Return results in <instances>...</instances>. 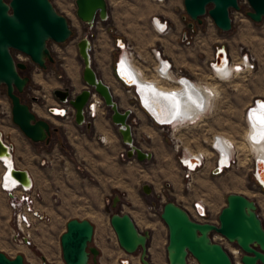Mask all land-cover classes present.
Returning <instances> with one entry per match:
<instances>
[{
    "label": "rangeland",
    "instance_id": "1",
    "mask_svg": "<svg viewBox=\"0 0 264 264\" xmlns=\"http://www.w3.org/2000/svg\"><path fill=\"white\" fill-rule=\"evenodd\" d=\"M49 1L59 13L67 18L72 30L71 37L63 43L47 42L53 61L46 62V68L41 69L21 53L11 51L16 61L26 64V68L20 73L28 76L29 80L20 93V98L30 105L35 115L44 105L53 100L52 90L62 89L68 81L72 86V95L84 88L81 80V61L75 46L78 39L84 35L91 39L94 56L99 53L101 47L99 45L101 44L100 20H96L99 30L84 31L85 24L79 21L74 14V0ZM167 1L171 0H162V5H164L162 6L153 4L150 0H114L118 27L123 30L128 26V19L134 15L135 9L139 14H144L154 9L166 10L168 7L172 9L177 6L185 22L189 21L183 7L178 3L172 6L167 5ZM239 7L238 11L232 10L230 13V30L227 32L217 30L225 38L235 40L234 45H236L238 54L244 51L243 48L249 52L253 68L235 74L227 81H219L211 74V77L205 76L206 83L197 82L199 85L215 87L217 97L213 100L212 109L204 114L205 116L194 126L178 127L179 131L175 133L167 128H160V131L153 133L151 141H147L145 145L153 153V158L148 161L138 163L134 159L127 160L123 153L115 157H103L100 146L91 147L87 142L76 146L64 145V137L58 131L54 134L55 136L51 133L48 143H32L11 122L10 103L5 95L4 86L0 85V131L3 138L14 146L13 161L19 167H35L40 169V172L43 171L39 173L38 178L41 191L38 188H32L38 193L34 206L35 202L43 197L51 199L52 207H54V210L48 213L36 209L41 218L33 219L29 228L19 231L15 217L7 205L6 196L0 190V252L9 258L14 257L15 254H21L25 264H42L41 256L44 257L46 263L64 264L60 254L59 235L64 231L65 222L68 219H86L83 217L85 211H74L84 205H88L90 211L95 208L103 211L100 218L102 227L96 232V239L90 242L91 246L99 250V256L96 258L99 261L96 264H119L118 260L121 258H127L128 264H140L137 253H122L108 223V217L113 212L136 214L139 211H145L150 221L159 224L162 228L158 230L160 232L157 238L154 237L149 242L150 260L154 262L153 264H167L164 249L166 229L158 216L161 204L166 200H173L189 213L191 212L189 204L200 199L207 207L206 219L215 223L216 214L225 204L226 194L240 193L255 201L257 213L264 227V189H260L257 183L249 177L248 164L250 159L253 161V158L244 148V137L242 140L236 123L238 116L243 115L241 104L239 105L242 92H248L247 89H249L252 99L253 95L260 94L264 90V18L259 23L252 22L244 14L246 10H249L245 0H239ZM206 24L213 23L208 16L204 15L201 23L198 24L199 27L203 25L200 28L201 31L205 29ZM244 37L245 40H243ZM185 41L189 44L193 40L190 36ZM72 79L75 81L74 86ZM158 83L161 86L170 87L160 81ZM32 97L37 100H31ZM69 115L72 116V111ZM226 117L227 120H225ZM243 117L246 124L245 112ZM53 123L61 127L60 120H53ZM211 123L217 124L218 127L228 125L233 130L230 132L232 135L219 129L222 132L217 133V136L233 141L236 146L234 162L216 174L211 172L213 155L207 145L210 144L209 136L213 132L210 128ZM53 136L56 138L55 143L51 141ZM73 140L77 139L69 138V142ZM185 147L194 153L205 154L204 161L191 172L188 178L183 177V172L177 162V156L182 157ZM40 155H44L45 158H41ZM41 160L44 162L38 164ZM1 171L0 167V173ZM143 183L151 188L149 194L142 192ZM114 196L118 197V201L112 207L111 200ZM56 207L57 210H55ZM88 217L93 220V217ZM136 221L139 230H143V224L139 219ZM25 233L28 234L29 244L21 240ZM224 247L229 252L233 263H237V256L233 257L230 253V248H235V246L225 242ZM87 264L93 263L89 260Z\"/></svg>",
    "mask_w": 264,
    "mask_h": 264
},
{
    "label": "water",
    "instance_id": "2",
    "mask_svg": "<svg viewBox=\"0 0 264 264\" xmlns=\"http://www.w3.org/2000/svg\"><path fill=\"white\" fill-rule=\"evenodd\" d=\"M245 1L249 10H246L244 14L252 22L259 23L264 18V0ZM182 5L189 19L188 27L194 23L200 24L201 18L206 15L222 32H227L231 28V11L240 9L239 0H182ZM74 6L76 18L87 27L96 20L104 21L107 18L105 0H74ZM86 30L87 28L84 29ZM71 34L72 30L67 18L59 13L49 0H0V85L4 86L5 95L10 103L11 122L33 143H48L52 127L46 119L35 115L29 104L21 100L20 93L29 78L20 73L26 68V64L16 61L11 51L21 53L37 67L45 69L46 62L53 61L47 42L63 43L71 37ZM117 42L122 45L120 39H117ZM75 46L81 61V80L84 88L72 95V86L68 81L62 89L52 90L53 97L62 105L70 107L75 124L89 127L91 122L85 120L84 109L88 107L87 103L91 95L97 96L107 108L111 123L116 126L120 140L125 146L126 158H134L139 162L150 160L152 154L142 151L133 140L129 119L130 109L117 107L110 89L96 75L91 66L89 37L82 36ZM223 59L222 47L216 48L214 65L218 66ZM159 64L160 68L167 66L165 61H159ZM115 71L124 83L129 86L134 85L143 106L144 89L153 86L140 83L136 79L128 82L127 78L122 76L119 65H116ZM178 82H181V90L163 93L156 90V94L169 97L168 101L175 108L177 105L180 111H183L184 103H186V92L196 94L197 106L204 102L202 92L189 80L186 81L181 77ZM31 100L36 101L37 98L32 97ZM146 110L149 112L147 108ZM217 143L221 144L219 139ZM11 156L10 145L3 142L0 132V158L4 160ZM219 160L220 154L217 164ZM260 162L263 163L262 160L254 159L253 172L258 181L264 184L261 181ZM217 172V168L212 170V173ZM8 176L23 186L31 185L27 172L15 166L9 168ZM141 189L145 194L151 192V188L146 183L142 184ZM117 201L118 197L114 196L111 206L114 207ZM158 216L166 228L164 249L167 264H186L187 254L192 256L198 264H233L226 248L211 238L213 233L220 235L226 242L239 249L240 264H264L262 221L257 213L255 201L240 193L226 194L225 204L216 214L215 223L192 219L188 211L173 200H166L161 204ZM108 223L118 246L125 254L137 253L140 264H151L147 253L148 230H139L128 213L113 212L108 217ZM92 234L93 226L87 219L70 218L65 222V229L59 235L60 254L64 264H87L89 256L93 261L95 260L98 250L89 244ZM41 262L50 264L45 262L43 256H41ZM0 264L25 263L21 254H15L14 257L9 258L0 252Z\"/></svg>",
    "mask_w": 264,
    "mask_h": 264
},
{
    "label": "crops",
    "instance_id": "3",
    "mask_svg": "<svg viewBox=\"0 0 264 264\" xmlns=\"http://www.w3.org/2000/svg\"><path fill=\"white\" fill-rule=\"evenodd\" d=\"M105 1L107 5V18L106 20L101 21V44H99L101 45V47L99 49V53L94 56L93 44L91 42V39L89 38L90 63L96 75L110 89L113 99L117 103V107L119 109H130L131 115L129 119L133 140L142 151L150 152L152 154L151 158H153L152 151L145 145L147 141H151V136H154L153 133H156V131L158 132L161 129L153 123V121L149 117L151 116L149 112L144 107H142L139 96L136 93L135 89L132 86H128L117 76L116 71L114 70L115 58L119 57L123 51L128 52L129 56L131 57L130 61H132L133 65L138 69V71L140 70L139 73L142 78L145 79V81L148 80L150 82L151 80H157L161 83H165L166 86L174 87L178 84L175 80L170 81L169 83L165 75L160 76L157 73V68L160 66L159 61H165L167 63V66L165 67V74H172L176 78L183 77L184 79L192 82L198 88V86L196 85L197 82L206 83L207 81H204V78H206L207 76L211 77V74L213 77V72L210 71L208 62L214 58V51L216 48L222 47L226 53L227 60L229 62L232 61V65H239V62H237L239 54L236 49V45H234L235 40L233 38H225V36L220 35L214 24H206L203 31H201L200 29L203 27V25H200L199 27L198 24L194 23L191 27H188L189 21L185 22L184 17L180 15L177 6L172 7V9L169 7L166 8L165 6L164 8H166V10L161 8L157 10L154 9L153 11H149L144 14H139V12L135 9V12L133 11L134 15L128 19V26L124 27L123 30H120L116 22L117 11L114 7V0ZM150 1L153 2V4L157 5L163 4V2H156L153 0ZM171 1H167V5L170 4L172 6L177 5L176 3H178L179 6L183 7L182 0H179L178 2ZM151 17L157 18L159 22L165 21L166 26L169 28L168 32L163 34L157 33L151 26ZM84 28H87V30H99V27L96 25V21L90 27L85 26ZM190 36L192 37L193 43L191 42L189 44H186L185 40ZM117 39L121 40L123 48L120 47L118 42H116ZM245 39L246 38L244 37L243 40ZM181 40L184 41L181 42ZM243 50V52L249 54L246 49L243 48ZM155 52H157L158 56H155ZM137 80L140 83L150 84L157 89V86H154V84H151L147 81L144 82L143 79ZM174 83L175 85H173ZM242 85L244 86V84ZM81 89L76 91L74 94L78 93ZM247 91L248 92H242L239 98V105L241 104V114L243 113V115L248 107L247 105L253 104L254 99H259L264 102V90L260 94L258 93L253 95L252 99L251 95L249 94V89H247ZM61 106L62 104L53 97V100L50 103L44 105V107L40 109L39 114L36 113V115L40 118L46 119L49 122L52 127L51 133H53V135L57 131L59 133H62L64 137V145L76 146L77 144L87 142L91 147L95 145L100 146L102 153L101 155H103V157H115V155L119 153H123V155L125 156V146L120 140V136L117 133L116 126L111 123L108 116V110L105 106L97 108L96 114L93 120L90 121L91 124L89 127H86L85 125L75 124L72 117H59L54 116L55 114L50 113L51 111H53V109L59 110ZM205 113H207V111ZM243 115L238 116V118L236 119L238 131L240 133V137H242V140L246 130V124ZM53 120H60L61 127L53 123ZM225 120H227V117L225 118ZM166 128L168 129V127ZM210 128L211 131H213L209 136L210 143L212 141V138L214 136H217V133L220 134V132L224 131L226 132V134L232 135L230 134V132L233 131L229 128L228 125H221L220 127H218L217 124L214 125L211 123ZM219 129L222 131H220ZM1 135L3 138L2 132ZM54 136L52 137L51 141L55 143L56 138ZM83 137L84 139H82ZM69 138H76L77 140L69 142ZM80 139H82V141H80ZM220 140L222 141V139ZM7 143L11 145L13 149V144L11 142ZM207 145L209 146V143ZM40 156L41 158H45L44 155ZM126 159L133 160L134 158ZM135 161L141 163L137 160ZM42 162L44 161L41 160V163L39 162L38 164H42ZM14 166L27 172L31 181L32 188L34 187L40 189L38 178L40 175L39 173L43 171L40 172V169H36L35 167H19L15 165V163ZM251 169L252 163L250 159L247 171H250ZM249 177H251L250 172ZM51 202V199L42 197L35 202L34 207L41 212L48 213L54 210V207H52L53 204ZM57 209L58 208L56 207L55 210ZM74 211H85V215L83 217H86V219H88V221L93 226L92 239L94 241L96 239V232H98L102 227L100 218L103 211L100 208H95L90 211L88 205H84L80 209L76 208L74 209ZM129 215L131 216L137 228L138 224L136 219H139V221L143 224V230L146 229L149 231V240L147 244L148 253L149 242H151L154 237L157 238V235H159L160 232L158 230H161L162 228L161 226H159V224L150 221V219L146 216L145 211H139V213ZM88 216L93 217V220ZM122 253L125 254L123 251ZM97 261L99 260H96L94 262L92 261V263L96 264Z\"/></svg>",
    "mask_w": 264,
    "mask_h": 264
},
{
    "label": "bare ground",
    "instance_id": "4",
    "mask_svg": "<svg viewBox=\"0 0 264 264\" xmlns=\"http://www.w3.org/2000/svg\"><path fill=\"white\" fill-rule=\"evenodd\" d=\"M119 44H120V42H119ZM120 47L123 48V45H120ZM222 51H223V56H224L223 62H220V64L218 65V67L220 69H216V70L212 71L213 77H216L219 81H227L231 77H233V75L249 70L248 67H246V69L244 70L242 66H239V65H241V63H239V65H235V64L232 65L227 60L226 53H225L223 48H222ZM155 54H156V56H158L157 52H155ZM130 59H131V57L125 51H123L119 57H116V63H114V70H115L116 65L118 64L119 68L121 69L122 76H124V78H127L126 80L128 82L130 80H135V79L136 80L137 79H141V80L143 79L144 82H146V81L149 82L148 80L145 81V79L142 78V76L139 73L140 70L138 71V69L133 65V63H132V61H130ZM164 66L162 67V70H164L163 74L165 75L167 81H169V83H170V81L175 80L178 84L174 87H164V86H161L157 80L156 81L151 80L149 83L154 84V86H157V89H156V87L155 88L149 87V88L144 89L145 97L142 96V102H143L142 107H144V108L146 107L149 110V113H151V116H149V117L153 121L154 124H156L160 128L168 127L169 131H172V133L173 132L175 133V131H177L179 129L178 127L181 128V126L183 127V126L189 125V124L194 126L193 124H196L198 121H200L201 118L203 116H205L204 115V114H206L205 112L206 111L208 112L212 109V104L214 103L213 100L215 97H217V94H216L217 92H216L215 87H212L209 85H201V84L199 85L197 83L196 85L198 86L199 90L203 94L204 102H202L200 104V106H197L198 104H197L196 94L193 92H186V94H187V98L185 100L186 103H184L185 105L183 107L184 108L183 111H180L179 108H177L178 107L177 105L175 108L172 106V103L168 101L169 97L156 94V90H159V93H163L166 91H176V90L179 91V90H181V82H178L179 78L174 77L172 74L171 75L165 74L166 69ZM238 66L240 68H238ZM158 80H161V79H158ZM186 81H188V80L186 79ZM74 83H75V81H74V79H72L73 86H74ZM175 83L173 85H175ZM132 87L134 88V85ZM112 88H114V87H112ZM196 107H200V108H196ZM55 112H56V114H55L56 116H58V113H60L59 110H56V109H55ZM93 112L95 115L96 114L95 106H93ZM38 114H39V112H38ZM245 116H248L249 120H248V122L246 120L247 129H246V132L244 135V142H243L244 148H246V151L252 156L253 160L256 159V160H262L263 161V163L262 162L259 163V166L261 167V175H262L261 181L264 182V124H261V121H264V104L261 102H256L254 108L252 110H250L247 114L245 113ZM245 119H246V117H245ZM186 127H188V126H186ZM217 137L219 138V140L222 139L224 144H226L229 147L228 152H227L224 149V146L221 145L222 143L216 144V149H217V152H219V153H216L215 156L217 157L218 154H220V160H219L220 169L219 170L221 172L226 167H229L230 161H228V163H227V160H229L228 159L229 156L231 158H234L233 155L235 154V151H236L235 147L236 146H235L233 141H231V140H229L223 136H217ZM194 156H196V159H192V158H194ZM204 156H205L204 153H201V152L194 153L189 148L185 147L181 158H182V161L184 162V164H187V165L192 167V162L201 163V159L203 162ZM3 161H4V164L6 166L2 167V171H1L0 175L6 171L5 175H4V181L3 182L6 185V187H10V186L15 184V182L8 176L9 168L14 167L13 157L11 156L10 158L4 159ZM223 165H225V166H223ZM252 179L256 182L255 178H252ZM0 182H1V176H0ZM232 249L233 248H230V252L233 254L234 250H232ZM234 256L235 255L233 254V257ZM152 257H154V255ZM152 257H151V259H152ZM236 259H238V258H236ZM153 260L155 261V259H153ZM151 263L153 264L154 262L151 261ZM236 264H239V262H237Z\"/></svg>",
    "mask_w": 264,
    "mask_h": 264
},
{
    "label": "built area",
    "instance_id": "5",
    "mask_svg": "<svg viewBox=\"0 0 264 264\" xmlns=\"http://www.w3.org/2000/svg\"><path fill=\"white\" fill-rule=\"evenodd\" d=\"M153 1L162 2V0H153ZM150 23H151V26L153 27V29L159 34L167 33L169 30V28L166 26L165 21L159 22V20L155 17L150 18ZM181 41H183V40H181ZM155 56H156V54H155ZM230 62H232V61H230ZM237 62L241 63V65H239V66H242L244 70L246 69V67H248L249 69L253 68L252 57L249 54H247L246 52H240L239 53ZM239 66H238V68H240ZM208 67L210 68L211 72L216 70V69H220L218 66L214 65V58L208 62ZM159 69H160V72H159ZM163 72H164V70H162V68H160V66H159L157 68V73L160 76H163L164 75ZM256 102H261L264 104V102L262 100L254 99L253 104L247 105L248 107L245 111L246 114L254 108ZM87 105H88V107H86L84 109V118H85V120L92 121L94 116H95L94 112H93V106H95L96 111H97V108L103 107V104L97 96L91 95V98L88 99ZM59 112H60V113H58L59 117H65V118L66 117H72L71 115H69L71 113V109L67 105H62L59 108ZM50 113L56 114L55 109H53V111H51ZM54 116H56V115H54ZM245 117H246V120L248 122V120H249L248 116H245ZM217 139H219L217 136H214L212 138V141L209 144V149H210L211 154L213 155V169L212 170L217 168V170H218L217 173H219L220 172V170H219L220 164H217V159L219 158V154L217 157H215V155H214L216 153H219V152H217V149H216ZM2 140L5 144L9 145L3 138H2ZM221 142L223 143L222 145L224 146V149L228 152L229 147L226 144H224L223 141H221ZM10 152L12 155V146L11 145H10ZM235 153H236V151H235ZM233 156H235V154ZM194 158H196V156H194ZM228 159H229L228 161H230V164H232L234 162L235 158H231L229 156ZM253 161H251L252 169L250 170V174H251L250 178L251 179L255 178V180L257 182V186L260 189H264V184L259 182L258 179L256 178V176L254 175ZM177 162H178L179 166L181 167V170L183 172V177L188 178L190 176L191 172H193L196 168H198L201 165L202 159H201V163L192 162V167L187 165V164H184V162L182 161V158L180 156H177ZM5 166L6 165L4 164L3 159L0 158L1 169H2V167H5ZM212 170H211V172H212ZM213 174H216V173H213ZM4 175H5V172L0 175L1 176L0 190L6 196L7 205L15 217L17 229L19 231H22L24 228L27 229L31 226L33 219L41 218L40 213L34 208V200L38 197V193L32 189L31 185L28 187L23 186L17 180H14V179H13V181L15 182V184L10 186V187H6V185L3 182L4 181ZM190 208H191V212H189V215L192 219L197 220V221H208L206 219L207 207L200 199H196V200L192 201L190 204ZM27 237H28V234L25 233V235H23L21 238L22 242H24L25 244H29ZM211 238L214 241L219 242L222 246L225 245L226 240L224 238H222L220 235L213 233V234H211ZM232 250H234L233 254L235 256H237V258L239 259V257H238L240 255L239 249L237 247H235ZM233 254L231 253L232 256H233ZM118 263L119 264H128L127 258L119 259ZM186 264H198V263L192 256L187 254ZM233 264H236V263H233Z\"/></svg>",
    "mask_w": 264,
    "mask_h": 264
},
{
    "label": "flooded vegetation",
    "instance_id": "6",
    "mask_svg": "<svg viewBox=\"0 0 264 264\" xmlns=\"http://www.w3.org/2000/svg\"><path fill=\"white\" fill-rule=\"evenodd\" d=\"M116 42H117V40H116ZM126 53L129 55L128 52H126ZM130 60H131V59H130ZM115 63H116V60H115ZM168 74H169V73H168ZM22 75H23V74H22ZM216 79H217V78H216ZM92 236H93V234H92ZM91 240H92V239H91ZM89 244H90V243H89ZM93 247H94V246H93ZM96 249H97V248H96ZM97 250H98V249H97ZM98 256H99V250H98V255L95 257V260H94V261H96V258H97ZM89 260H90V261H93L92 258H91V256H89ZM89 260H88V261H89ZM94 261H93V262H94ZM127 262L129 263L128 260H127Z\"/></svg>",
    "mask_w": 264,
    "mask_h": 264
},
{
    "label": "snow or ice",
    "instance_id": "7",
    "mask_svg": "<svg viewBox=\"0 0 264 264\" xmlns=\"http://www.w3.org/2000/svg\"><path fill=\"white\" fill-rule=\"evenodd\" d=\"M261 124H264V121H261Z\"/></svg>",
    "mask_w": 264,
    "mask_h": 264
}]
</instances>
